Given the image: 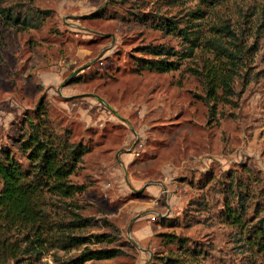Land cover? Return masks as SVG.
I'll list each match as a JSON object with an SVG mask.
<instances>
[{"label":"rangeland","instance_id":"rangeland-1","mask_svg":"<svg viewBox=\"0 0 264 264\" xmlns=\"http://www.w3.org/2000/svg\"><path fill=\"white\" fill-rule=\"evenodd\" d=\"M25 1L0 0V146L32 168L27 117L43 98L48 127L88 148L71 180L87 185L80 212L97 223L74 233L108 232L112 242L86 246L128 255L85 264H264V0H33L49 16ZM218 39L246 53L231 101L206 99L200 75L226 58ZM144 59L178 68L140 69ZM236 186L242 223L227 214ZM25 232L0 227V264H69L85 248L34 253Z\"/></svg>","mask_w":264,"mask_h":264},{"label":"trees","instance_id":"trees-1","mask_svg":"<svg viewBox=\"0 0 264 264\" xmlns=\"http://www.w3.org/2000/svg\"><path fill=\"white\" fill-rule=\"evenodd\" d=\"M25 3L38 16H49L53 13L52 9H43L34 5L33 0H27ZM18 4L21 5L22 2ZM1 12L4 18H11L10 10L1 8ZM168 21L171 22H165L164 26L170 25V29H176L174 20L169 19ZM22 22L26 23L20 16L14 18L15 24ZM213 45L218 51L226 52L227 55L224 60L220 57V63L207 65L200 72L205 82L206 99L213 101L223 96L231 101L236 95L233 82L236 76L244 75L241 72L239 61L245 59L246 53L242 46L237 49L227 47L222 39L214 40ZM144 51L153 56L174 54V51L165 46L154 44L145 46ZM139 67L140 69H155L159 72L178 68L174 60L164 59H144L140 61ZM46 113L42 98L33 113L37 117L36 121L31 116L27 117L30 134L23 145L29 152V159L32 162L31 169L25 170L7 147L0 146V227L23 228L26 231L27 241L30 237L34 238L28 242L31 245L30 250L34 253L38 252V246L45 248L46 243L50 248L59 246L66 251L72 247L85 245V248L72 258L69 264H85L92 260L128 255V252L118 247L90 248L86 246L91 241L112 242L114 238L108 232L91 235L74 233L77 229L97 223L96 218L84 216L80 212L82 206L77 198L84 194L87 185L76 184L71 180V176L77 171L89 150L83 143L72 140L70 129L49 128ZM236 188V194H239L237 201L235 206L232 205L231 213L227 214L235 222L242 223L244 216L241 209L244 204L241 201L239 187L236 186ZM52 198L56 200L53 201ZM104 220L108 227L117 229L112 222ZM255 229L257 235L254 243L258 247H264V220ZM165 235L172 241L185 242V238L179 235ZM165 264L188 263L185 259L170 255L165 258Z\"/></svg>","mask_w":264,"mask_h":264},{"label":"water","instance_id":"water-1","mask_svg":"<svg viewBox=\"0 0 264 264\" xmlns=\"http://www.w3.org/2000/svg\"><path fill=\"white\" fill-rule=\"evenodd\" d=\"M129 229H131V224H130V226H129Z\"/></svg>","mask_w":264,"mask_h":264}]
</instances>
